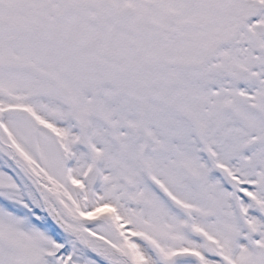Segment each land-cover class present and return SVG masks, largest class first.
Masks as SVG:
<instances>
[{
	"label": "snow or ice",
	"instance_id": "6c2138e0",
	"mask_svg": "<svg viewBox=\"0 0 264 264\" xmlns=\"http://www.w3.org/2000/svg\"><path fill=\"white\" fill-rule=\"evenodd\" d=\"M0 264H264V0H0Z\"/></svg>",
	"mask_w": 264,
	"mask_h": 264
}]
</instances>
